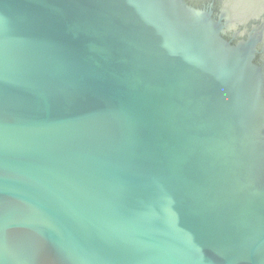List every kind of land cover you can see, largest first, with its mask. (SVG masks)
Masks as SVG:
<instances>
[{
  "label": "water",
  "instance_id": "obj_1",
  "mask_svg": "<svg viewBox=\"0 0 264 264\" xmlns=\"http://www.w3.org/2000/svg\"><path fill=\"white\" fill-rule=\"evenodd\" d=\"M0 264H264V0H0Z\"/></svg>",
  "mask_w": 264,
  "mask_h": 264
}]
</instances>
